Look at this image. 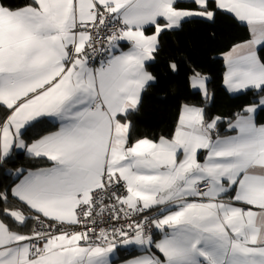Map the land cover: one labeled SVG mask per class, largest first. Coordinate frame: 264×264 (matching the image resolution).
I'll use <instances>...</instances> for the list:
<instances>
[{
	"label": "snow or ice",
	"instance_id": "snow-or-ice-1",
	"mask_svg": "<svg viewBox=\"0 0 264 264\" xmlns=\"http://www.w3.org/2000/svg\"><path fill=\"white\" fill-rule=\"evenodd\" d=\"M221 15L248 32L223 84L254 98L213 115L189 66L200 103L135 137L144 95L187 65L158 59L163 37ZM262 115L264 0H0V264H264Z\"/></svg>",
	"mask_w": 264,
	"mask_h": 264
},
{
	"label": "trees",
	"instance_id": "trees-1",
	"mask_svg": "<svg viewBox=\"0 0 264 264\" xmlns=\"http://www.w3.org/2000/svg\"><path fill=\"white\" fill-rule=\"evenodd\" d=\"M6 3L20 6L25 0H5ZM214 34V37L213 35ZM248 38L247 30L231 17L221 15L215 24L194 19L184 25L183 31L171 32L163 37L161 61L179 54L187 60V65L179 75L163 78L160 83L149 89L143 98V106L138 115L133 116L134 136L155 138L171 133L178 118L180 107L184 103L199 104L201 97L188 85L186 77L190 75L189 66L197 67L201 73L212 77L210 90L214 101L209 109L213 115L231 118L241 107L254 98L251 92L236 96L230 95L223 86L225 65L220 58L229 45ZM264 122V115L260 117ZM16 165L8 167L34 168L47 165L46 161L27 159L22 153L17 154ZM0 183H11V179L0 174ZM127 256H131L127 255ZM127 256L125 258H127Z\"/></svg>",
	"mask_w": 264,
	"mask_h": 264
},
{
	"label": "crops",
	"instance_id": "crops-1",
	"mask_svg": "<svg viewBox=\"0 0 264 264\" xmlns=\"http://www.w3.org/2000/svg\"><path fill=\"white\" fill-rule=\"evenodd\" d=\"M126 50V49H125ZM226 70V69H225ZM223 86H224V84H223ZM224 88L227 90V88L224 86ZM227 92L230 94V95H232V96H236V95H240V94H242V93H231V92H229L228 90H227ZM50 127V126H49ZM51 130H54V128H51ZM45 166H48V164L47 165H45ZM45 166H42V167H45ZM131 254V256H127V255H130ZM138 255H140V253H139V251H137L136 249H134V248H130L129 250H127V251H125V250H121L120 251V253H119V257H120V260L122 261L123 259H125V257L127 256V258L128 257H132V256H138Z\"/></svg>",
	"mask_w": 264,
	"mask_h": 264
},
{
	"label": "built area",
	"instance_id": "built-area-1",
	"mask_svg": "<svg viewBox=\"0 0 264 264\" xmlns=\"http://www.w3.org/2000/svg\"><path fill=\"white\" fill-rule=\"evenodd\" d=\"M129 222H131V221H129Z\"/></svg>",
	"mask_w": 264,
	"mask_h": 264
}]
</instances>
